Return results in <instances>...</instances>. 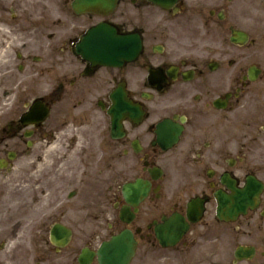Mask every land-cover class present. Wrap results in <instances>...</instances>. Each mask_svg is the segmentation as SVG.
<instances>
[{
	"label": "flooded vegetation",
	"instance_id": "1",
	"mask_svg": "<svg viewBox=\"0 0 264 264\" xmlns=\"http://www.w3.org/2000/svg\"><path fill=\"white\" fill-rule=\"evenodd\" d=\"M75 1L0 0V20L15 14L21 40L8 70L15 87L24 91L32 76L50 81L40 96L49 117L66 104L80 109L73 129L88 137L94 125L100 137L94 146L86 141L78 164L74 147L56 151L49 243L54 226L72 232L70 244L79 227L85 245L65 257L78 264L84 248H98L93 242L129 230L138 243L134 264H264V0H115L110 10L80 15ZM99 23L139 37L137 58L115 68L84 61L78 42ZM26 111L20 106L0 124V204L18 162L27 167L34 138L51 133L46 123H21ZM93 116L100 122L90 123ZM26 167L19 174L31 187ZM174 216L188 229L164 248L157 228Z\"/></svg>",
	"mask_w": 264,
	"mask_h": 264
},
{
	"label": "rangeland",
	"instance_id": "2",
	"mask_svg": "<svg viewBox=\"0 0 264 264\" xmlns=\"http://www.w3.org/2000/svg\"><path fill=\"white\" fill-rule=\"evenodd\" d=\"M11 15L8 14L6 16L9 20H6L7 22H12L10 20ZM11 34L14 36L11 29L0 23V50L1 52L4 51V46H6L7 50V56L4 58L5 64L0 68V124L8 120L11 114L17 112L20 106L23 108L24 105L30 104L34 99L43 95L51 84L50 81L43 78L32 76V78L28 77L27 82L24 81L27 87L23 91L20 86L15 87L17 82L7 78L10 74L8 69L11 66V62L8 60L12 54L11 47L13 42L11 43L10 41L13 38ZM5 39H8L9 42H5ZM11 61L15 64L14 59ZM5 100L8 101L6 105H4ZM60 109L62 111L52 114L45 124L47 130L51 132L49 138H47L48 141H41L38 137L34 138L36 143L29 156L32 162H27V167L30 166L27 172L30 175L26 176H30L35 183L31 187H27L25 184L26 177L19 174L22 171V167H26V164L23 163L24 161L20 164L18 162L19 168L16 170H19L18 173L10 175L6 180L7 195L0 204V231H5L7 247L0 252V264H70L68 259H66V256H69V251H72V249L79 250L85 245V243H82L78 231L79 227H77L76 240H73L70 248L66 249L63 254L51 253L52 246L47 240L48 233L45 232L52 223L51 219H53L55 212L54 188L56 187V178L54 176L56 175L55 168L57 167L55 165L56 167L49 168L45 165L46 158L48 156L52 157L51 152L54 151L55 158L52 159H56L55 150L61 146L59 145L60 138H66L67 142H63L60 149H58L59 154L63 156L69 149L72 150V147H74L71 157L74 159V163L78 164L76 160H80L78 156L81 154L84 145H86V141L88 140L91 143L90 145L94 146L100 138L98 132L94 129V125L88 130V137L84 128L73 129L77 126L75 122L78 120H76L75 115L79 114L80 109L73 110L67 104L60 107ZM65 109H68L69 112ZM89 122L96 124L100 122V119L98 120L96 116H93L90 117ZM72 124L75 126H70ZM79 133L81 137L75 139ZM76 140L77 142L75 143L74 141ZM37 161L40 162L37 163ZM42 163L43 167L40 166ZM33 167L36 170H33ZM75 177L76 181L79 180L80 174L76 173ZM27 192L30 194L27 195ZM37 199L39 200L38 202ZM39 202L40 204L37 205ZM76 210H82L80 198H77ZM87 215L86 211H82L77 216L85 218ZM41 228L44 229L43 232L38 231ZM92 244L95 245L94 242ZM67 252L69 253L66 254Z\"/></svg>",
	"mask_w": 264,
	"mask_h": 264
},
{
	"label": "water",
	"instance_id": "3",
	"mask_svg": "<svg viewBox=\"0 0 264 264\" xmlns=\"http://www.w3.org/2000/svg\"><path fill=\"white\" fill-rule=\"evenodd\" d=\"M105 4L106 3L103 0H81L80 3L77 4V6H85V5L103 6ZM107 34L112 35V32H110L108 29H105L103 32V28L93 30L92 32L89 33L88 40L94 37L91 41H93L95 44H98V46L92 51V58L95 59L96 61H101L102 62L101 64L103 65L115 66L116 65L114 64L116 62L115 57L107 56L108 53L116 54L115 41L112 40L111 36H108ZM125 54H128L127 49H125ZM116 109L114 110V112H116L117 114L118 110ZM31 114H32L31 117L40 116L41 119L39 120V122L43 121V119L46 118L47 116V112L40 114L38 103H36L33 106ZM23 122L38 123L37 120H30L29 118H26ZM115 122H118V120H116ZM180 234L170 238L169 237L170 232L168 234L163 233L162 235H160V239L164 246L169 244L172 245L179 239ZM56 237L53 238V243H55L56 245L65 246L68 243L67 241H60L59 236ZM135 247H136V243L132 235L127 232L123 233L121 236L114 238L111 243L105 244L100 248V250L97 253L98 262L99 264H130L135 254ZM93 258H94V254L92 253L88 254L87 252H85L80 257L79 261L81 264H90Z\"/></svg>",
	"mask_w": 264,
	"mask_h": 264
},
{
	"label": "bare ground",
	"instance_id": "4",
	"mask_svg": "<svg viewBox=\"0 0 264 264\" xmlns=\"http://www.w3.org/2000/svg\"><path fill=\"white\" fill-rule=\"evenodd\" d=\"M4 64H5V63H4V55H3V53L0 52V68H2V67L4 66ZM7 103H8V101L5 100V101H4V105H6ZM57 150H58V149H56L55 152H56ZM51 154H52V157H49V156H48V157L46 158L47 160L44 162V164L47 165L49 168H52L53 166H55V165L57 164V160H56V159H52V158H55V157H54V151H52ZM51 159H52V160H51ZM28 161H29V163H31V162H32V159H29ZM40 166L43 167V163L40 164Z\"/></svg>",
	"mask_w": 264,
	"mask_h": 264
}]
</instances>
